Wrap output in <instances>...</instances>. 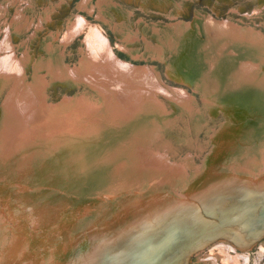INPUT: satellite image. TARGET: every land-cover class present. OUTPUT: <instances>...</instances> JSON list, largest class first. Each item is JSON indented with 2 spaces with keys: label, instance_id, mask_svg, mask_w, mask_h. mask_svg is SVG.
Returning <instances> with one entry per match:
<instances>
[{
  "label": "bare ground",
  "instance_id": "bare-ground-1",
  "mask_svg": "<svg viewBox=\"0 0 264 264\" xmlns=\"http://www.w3.org/2000/svg\"><path fill=\"white\" fill-rule=\"evenodd\" d=\"M107 2L98 0L97 8L102 11ZM174 3L180 13L183 1ZM78 6L86 9L82 2ZM167 15L170 23L162 27L161 46L145 43L160 55L170 49L166 74L176 83L168 85L154 66L137 58H119L107 36L80 14L66 23L56 45L46 44L47 55L29 61L31 83L23 74L30 54L19 59L10 34L5 33L0 41V78L6 77L11 86L0 108V119L4 118L0 184L11 188L4 191L9 200L3 199L0 205L10 204L14 218L30 220L35 231L25 252L26 230L18 231L19 227L15 236L14 228L10 232L0 220V264H54L57 256L50 259L46 253L55 243V247L63 243L61 252L71 253L64 264H90L89 258L84 262L80 256L86 240L97 241L90 249L98 256L106 255L105 264H146L148 260L150 264H248L254 246L253 263L264 264V154L260 157L250 144L264 133L260 129L264 128V36L230 16L202 15L197 10L191 20ZM82 32L84 47L77 50L80 62L70 67L63 62L59 44L62 41L65 46ZM119 46L126 49L123 42ZM137 53L131 54H142ZM54 83L80 85L95 99L80 92L64 94L51 103L45 90ZM183 83L201 93L200 101L209 114H219L223 120L217 124L219 130L212 131V147L199 169L193 167L192 152L186 153L184 163L172 159L168 150L162 152L170 149L167 136L184 113L196 121L204 118V110ZM157 135L162 147L154 154L149 141ZM262 143L264 139L260 150ZM89 193L101 197L86 199ZM208 196L215 203L210 202L213 199L206 203ZM195 206L212 209L208 213L217 219L183 216L182 225L190 229V235L180 240L176 226H168L182 218L179 209ZM94 215L101 221L98 228ZM147 217L148 232L139 233L122 250L113 242L120 234L112 228L124 225L123 233L142 223L131 226L134 220ZM83 222L89 234L82 233L70 244L71 235L83 230L79 229ZM51 226L53 230L48 229ZM110 234H114L111 239ZM139 241L141 247L136 244ZM124 257L126 261L121 262Z\"/></svg>",
  "mask_w": 264,
  "mask_h": 264
},
{
  "label": "rangeland",
  "instance_id": "rangeland-1",
  "mask_svg": "<svg viewBox=\"0 0 264 264\" xmlns=\"http://www.w3.org/2000/svg\"><path fill=\"white\" fill-rule=\"evenodd\" d=\"M105 1L108 2L104 5L102 11H100L97 8L98 0H89V1L87 0V2L86 0H0V7L2 8V9L0 8L1 9L0 41L3 40V38L5 37V33L8 31V33L11 36V42L14 47L15 55L18 56L19 59H22L20 56L23 55L28 56V54H30L29 57H31V60H27L28 62L27 65L24 66L23 74L25 75L26 80H28V82L31 83L33 78V64L31 65L29 61H33L32 63H34V61L39 60V56L47 55L46 44L48 42L50 43L51 41L52 43H54V45H56L57 35H59L64 29H66L70 19H74L76 14H80L85 17L87 23L97 26V28H99L102 31V33L107 36L109 43H111L113 52L119 58L124 60H131L132 58H137L138 62L140 63L143 62L142 64H148L149 67L154 66L155 70L159 73L161 81H163L165 84L168 85L170 83L172 84L176 83V81L169 78L168 75L166 74L167 62L168 59L170 58V54L168 52H170L169 51L170 49L168 50V52L165 51L161 55L160 53H158L157 51H153L152 49V47L161 46V42H159V40L162 42L164 41L162 27L164 25H167V23H170V21L168 20L170 18L167 17L168 16L167 13H175L176 14L175 16H179L182 19L184 18V20H191L194 17V13L196 10L200 12L202 15L211 14L212 16L215 17H224V18L230 16L234 22L242 26L254 27L260 30L264 36V25H263L264 11L262 14L259 13L260 9L264 8V4H262L264 0H105ZM175 1H183L184 3V9L183 10L180 9L181 11L180 13L176 9V5L174 3ZM81 2L83 3L84 6L86 5V9L84 8L86 11L84 9L82 10V8L78 6L79 3ZM258 6H261L259 10L256 9V7ZM16 12L20 15L16 14ZM229 12L231 13L229 14ZM47 17L50 18L48 19ZM20 22H21V26H19ZM35 27L37 28L35 29ZM159 32L160 34H158ZM128 34L135 35L137 38L127 39L126 36H129ZM84 37L85 34L82 32L79 35H77V37L74 36L73 40L68 44H66L65 46L62 44V41L61 43L59 42L61 49L60 51L62 53L64 52L63 62L68 64L70 67H74V65L79 64L80 62L79 60L81 59V53L78 51L81 46L84 47V45H82L84 44L83 43ZM60 40L61 38L59 39V41ZM145 40L147 41V43H151L152 47L147 48V44L145 43ZM119 42L120 43L123 42L124 45L126 46V49L124 48V46H119L120 45ZM133 50H136L138 52L137 53L138 55L142 53L141 56L133 57L131 54ZM154 53L156 54L157 57L153 55ZM150 56L152 58H150ZM5 79L6 77L0 78V108L7 94L9 93L11 86L10 82H8L7 79L6 80ZM182 86H184L189 91V93L193 94L197 104L201 105L200 108L204 110L203 111L204 118H200L198 119V121H196L195 116L190 117L191 116L190 113H184L182 118H179L178 119L179 121L177 120L176 125L173 126L172 131H170V134H168L167 136V138L170 140V149L164 148L162 149V152L164 153L165 151L168 150L167 152H169L172 159L176 161L182 159L181 161H183V163L187 156L186 153L192 152L191 159H192L193 167L195 169H199L202 167L204 156L206 155V153H208V151L212 147L211 146L213 144L212 131L215 128H217L218 126L217 124H219V122L222 120V117H218L219 114L211 115L208 113V111H206L203 108L202 101H200L202 99L201 93L199 94V92L192 89L191 86L188 85L186 86L185 83H183ZM88 90L87 89L82 90L80 85L65 87L54 83L50 85V87L46 88L45 91L47 92V100L51 103H56L62 99L64 94L76 96L79 95L80 92L86 94L87 96L86 98L90 97L92 99H95L94 98L95 96H93L92 93L89 92L90 90L89 91ZM166 105L169 106L170 104L166 102ZM255 116L257 115L255 114ZM3 121L4 118L0 119V125L2 126H3L2 124ZM221 122H223V120ZM231 122L234 123L233 120H231ZM239 126L240 125H237L235 127H239ZM260 129L263 130L264 128L260 127ZM217 130H219V128H217ZM262 136H261L262 138L259 137L257 140L254 139L252 143H250L252 145H255L256 149L259 150L260 157L261 155L263 156L264 154V149L260 150L258 146L260 145V142H262V140L264 139V133L262 134ZM160 137H161L160 135H157L156 137H154L149 141V146L152 147L151 149L154 151V154H157L159 152L158 149H161L162 147L160 146V144L157 143L158 140H160ZM262 147H264V143H262ZM6 182L10 183V180H7ZM0 185L2 186V189H0V204L2 205L3 199L5 201L9 200V197L4 198V191L11 187H7L8 184L6 183L4 184L1 183ZM91 197L100 198L101 196H99L98 193L96 194L89 193V195L86 196V199H90ZM68 208L70 209L72 208V206ZM4 210L6 211V213L4 212ZM78 211H81V209L73 210L74 214L72 213L71 214L76 215ZM95 212L97 211L94 210V213H89V215L87 216L93 215L95 214ZM8 213L10 214L9 221H7ZM83 214L86 213L83 212ZM207 217L210 218V216ZM0 220L3 222L5 228L7 227L10 228V232H12L14 228L15 236L18 235V231L26 230V232H24L25 234L23 238L25 245L24 250L25 252H27L29 249V242L31 240L30 237L33 235V232L35 231V228L33 224H31L30 220L26 219L24 221L23 218L21 220L19 219L16 220L14 218L13 208L8 203H6L5 206H1L0 208ZM93 220L96 228H98V224L101 223V221H99V217L97 215H94ZM23 221L27 225L26 227L24 226ZM84 222L81 223L82 225L79 226V229L80 228L85 229L83 227L85 226ZM52 226L49 227L48 229L53 230ZM19 227L21 230L18 229ZM11 234L12 233H10L9 235L10 237L12 236ZM76 234L71 235L72 239L69 242L70 244L74 245V243L76 242V237H75ZM60 239H62L61 236ZM62 241L64 242V240ZM55 244L49 247L46 253L47 256L49 255L50 259L54 258V255L57 252L56 249L59 248L63 243H61V245L57 244L56 247ZM82 245L83 247L81 248L84 249L83 251H86L88 249V246H85L84 244ZM251 248L252 250L250 251V261L248 262V264H254L253 258L256 255V251H257L255 246ZM8 255H13V254H8ZM42 256L45 259L46 256H44V254H42ZM50 259L48 258V260ZM54 261L55 260H53V262ZM50 262H52V260ZM149 262L150 260H148V263Z\"/></svg>",
  "mask_w": 264,
  "mask_h": 264
},
{
  "label": "water",
  "instance_id": "water-1",
  "mask_svg": "<svg viewBox=\"0 0 264 264\" xmlns=\"http://www.w3.org/2000/svg\"><path fill=\"white\" fill-rule=\"evenodd\" d=\"M206 199V203H208L211 199H213V201H210L212 204L213 203H215V201L214 200H216V199H214V197H212V196H208V197H206L205 198ZM213 206V205H212ZM203 207V206H202ZM202 207H197V206H195V207H192L190 210H188V213H186V209L185 208H181V209H179L178 211H179V215L178 216H181L182 218L180 219V220H178V218H176V219H174L173 221H175V222H173L172 224H170V226H168L169 228H172L173 226H176V229H178L177 231V233H178V235H179V237H180V240H183V239H185V238H188V236L190 235V232H189V230L190 229H188L186 226H183L182 224V219H183V216H190V215H194V217H199V216H201L202 218H206L207 217V215L208 216H210V218H214V219H217V216H214V215H212V214H209L208 212L210 211V210H212V209H209V210H206L205 211V209L203 210V208ZM161 211V210H160ZM177 211V212H178ZM186 214V215H185ZM150 218V217H149ZM186 218L187 217H185V220H186ZM200 218V217H199ZM142 222L141 224H139L138 226H136L135 228H130L129 229V231H124L123 233H120L121 232V230L120 229H122V227L124 226V225H121V226H119L118 225V229L117 228H112L114 231L115 230H117V231H115V233H117V235H119V236H114V238L115 239H113V242H117L118 244H119V247H120V249L122 250L125 246H127L128 245V241L130 242V240H132V239H134L135 237H137L138 235H139V233H141V232H148L149 231V229H150V225H148V224H150L149 223V221H148V217L147 218H143V219H139V220H134L133 221V223L131 224V226L133 225H136V224H138V223H140V222ZM220 221V219L218 218V222ZM143 224H147V226H143V227H141ZM177 224H178V226H177ZM83 227H85V226H83ZM183 230V231H182ZM128 232V233H127ZM84 233H87V234H89L85 229H83V230H81V232H77V234L76 233H74V234H76V238L78 239L81 235H83ZM113 233V232H112ZM158 235H160V231H158V233H157ZM113 235L114 234H110V236H109V238L111 239V238H113ZM104 237H106V235L104 236ZM103 237V238H104ZM95 242H97V241H91V242H88L87 240H86V242H84L83 244L85 245V246H87L88 245V243L90 244V246L88 247V249L84 252V254H83V252H81L80 254V256H82V260L84 261V262H86V261H88L86 258H89L90 260H91V262H90V264H105V261H103V258H105V256L106 255H102V256H98L97 255V252L96 251H94V249L92 248V249H90L91 248V246H92V244L93 243H95ZM194 243V242H193ZM192 243V244H193ZM136 244H140V247L142 246V242L140 243V241L139 242H137ZM134 246V245H133ZM133 246H131V250H134L135 249V247H133ZM63 247V244L59 247V248H57L56 249V254L54 255V257H56L57 256V258L56 259H54L55 261H54V264H64L65 263V261L71 256V253H70V251L69 252H61L62 251V248ZM135 250H137V249H135ZM75 251V250H74ZM61 252V253H60ZM58 253V254H57ZM111 254H113V252H111V253H109L108 255H111ZM79 255V254H78ZM144 255L145 254H143V257H144ZM147 255V258H149L151 255H149V254H146ZM125 256V255H124ZM141 255H139V257H140ZM142 257V256H141ZM143 257H142V259H143ZM151 258V257H150ZM125 259V260H124ZM151 260H153V262H154V259H153V257H152V259ZM123 261H126V258L124 257V258H122V260H121V262H123ZM78 262H79V260H78ZM70 264H73V263H70ZM78 264H81V262L80 263H78ZM87 264H89V263H87ZM119 264H121V263H119ZM134 264H137V263H134ZM144 264V263H143ZM147 264H149V263H147Z\"/></svg>",
  "mask_w": 264,
  "mask_h": 264
}]
</instances>
